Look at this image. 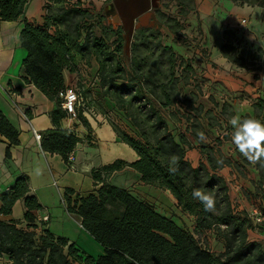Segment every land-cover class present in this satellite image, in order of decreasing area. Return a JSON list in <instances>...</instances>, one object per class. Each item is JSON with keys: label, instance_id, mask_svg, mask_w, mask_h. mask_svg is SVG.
Segmentation results:
<instances>
[{"label": "trees", "instance_id": "1", "mask_svg": "<svg viewBox=\"0 0 264 264\" xmlns=\"http://www.w3.org/2000/svg\"><path fill=\"white\" fill-rule=\"evenodd\" d=\"M28 1L0 0V20L21 18L19 40L26 49L22 60L25 79L56 103L50 112L53 127L42 131L41 148L60 154L67 162L68 154L80 141L74 128L60 124L66 116L59 96V91L67 87L62 71H75L81 61L89 65L90 58L95 57L97 83L76 89V116L88 125L82 108L95 106L107 98L114 103L110 108L117 119L116 124L112 123L114 130L134 150L136 158L131 162L117 158L92 168L90 175L94 184L99 185L88 194L72 198L73 189L67 187L62 195L67 212L77 216L81 226L102 245L101 254L93 257L67 237L55 235L46 227V219L37 223L32 210L38 209L40 203L28 193L27 175H20L8 189L0 192V257H5L8 264H264L260 242L247 236L249 229L264 227V221L255 223L250 212L232 210L227 180L219 172L230 164L220 145L223 140H231L232 127L229 124L219 127L222 133L209 138L206 125L199 118L203 105H194L193 98L181 97L178 87L181 75L190 72L197 77L195 67L172 45L162 41V28L175 35L181 28L180 20L157 8L153 25L134 29L130 56L125 63L122 61L123 29L106 25L102 15L93 11L91 2L83 7L81 0H45L43 21L36 23L23 15ZM249 1L239 0L257 4L264 11V0ZM222 34L219 50L228 62L247 70L262 68L261 46L252 49L244 45L243 37L231 28L224 29ZM92 86L98 92V99L87 97ZM186 102L190 103L191 110L185 106ZM251 106L253 115L244 113L240 117L254 118L264 124L263 94L256 96ZM231 107L228 101L220 105V114L226 121L235 114L232 109L227 113ZM205 112L208 128L215 127L208 120L212 118L208 116L210 110ZM174 116L180 119H177L176 132L169 128L167 121L176 122ZM201 131L207 142L199 141ZM0 134L8 140L7 158L9 146L18 142V131L1 110ZM191 144L200 154L196 165L186 156V148ZM173 156L179 157L174 174L168 171ZM125 165L135 169L143 182L169 191L181 209L194 216V232L202 234L212 230L222 238L223 250H210L199 240V235L159 213L152 201L139 199L129 188L106 180L110 173ZM255 167L259 182L264 183V168L259 164ZM260 188L263 203L258 207L264 216L263 185ZM194 189L214 196L215 213L205 212L192 199ZM17 199L23 200L24 226L10 218ZM38 226L40 230L36 232Z\"/></svg>", "mask_w": 264, "mask_h": 264}, {"label": "crops", "instance_id": "2", "mask_svg": "<svg viewBox=\"0 0 264 264\" xmlns=\"http://www.w3.org/2000/svg\"><path fill=\"white\" fill-rule=\"evenodd\" d=\"M44 4L45 0H43V7ZM44 11L42 16L46 13L45 7ZM24 16L28 20L41 23L38 22L37 16ZM110 16L122 26L118 15ZM20 21L21 18L15 21L0 20V36L4 41L0 49L5 47H11L12 49L10 61L0 60V110L18 131V142L9 146L10 156L7 158L5 157V150L8 140L0 134V192L8 189L18 176L27 175L29 186L28 193L34 195L40 203L38 209L32 210L35 214L36 222L40 224L44 221L43 216H47L46 227H48V223L51 220V214L48 211H53L56 208L61 210V208H63V206L59 204L58 199L62 191L64 193L67 187L72 188V198L77 195L84 196L88 194L99 185L94 184V180L90 175V170L92 168H97L117 158L126 162H131L136 158V153L132 148L129 149L130 147L128 148L125 142L120 140L118 134L114 130L112 123L116 124L117 119L115 118L113 110L110 109L114 103L107 98L99 101L95 106L82 108L83 115L86 117L88 125H85L77 116L70 117L67 113L66 116L61 118L60 124L62 127L74 128L77 135L81 137L80 141L75 144L70 152L73 157L72 160L66 162L60 154L41 148L40 143H37L34 139L32 129H35L41 134L42 131L53 127L50 112L56 108V103L48 98L33 83L25 79L26 73L24 72L22 60L26 56V49L20 44L19 40L20 30L23 26V22L21 21L22 25L20 27ZM174 49L178 53L182 51L176 48ZM262 49L264 51V46ZM218 53L221 54L219 49ZM219 56L220 55H218V57ZM220 58L227 64L230 63L226 58L222 56ZM205 66L206 71L204 69L203 72L210 77L208 82L221 78L228 84V88H233V90H236L235 88L243 90L246 87H244V84L247 81L252 82V84L249 83L248 85V87L251 88L250 90H253L256 96L262 94L264 96V76L260 77L259 74L261 72L253 75L250 73L242 75L240 72L242 73L241 70H245V68L241 69L231 64L230 66H234V73L229 74L225 72L228 77H220V75L216 73H211L212 69L208 62ZM97 68L98 63L95 57H91L89 65L81 61L75 71L63 69L62 74L65 86H69L72 81L79 84L84 83L86 86L89 84L96 85L98 78L95 73ZM259 70L264 71L263 68ZM84 85H81V87L83 88ZM94 88L96 89V87ZM97 95L98 92L94 91L93 88L87 93V97L93 99H98ZM241 106L243 107L236 116H240L244 113L253 115L251 103H242ZM203 124L205 125V123ZM209 129L217 131L215 127ZM217 135H219V132ZM220 149L230 158V164L222 167L219 172L227 180L231 208L234 212H251L254 205L258 206V204L263 203L260 187L262 185L264 187V183L259 182V172L255 166L250 164L235 150V146L230 139L223 140ZM186 156L193 165L198 163L200 154L194 144L186 148ZM106 180L111 184L115 183L114 185L129 188L130 192L139 199L152 201L156 205V209L159 213L171 217L178 226L190 230L196 236L194 232V216L184 212L178 205L177 199L169 191L156 185L143 182L139 178V173L132 167L125 165L121 169L110 173ZM157 201L165 202L167 208H164V206L157 203ZM50 208H53V210H50ZM23 212V200L17 199L12 205L10 218L19 220V225L24 226ZM60 212H62V210ZM19 213H21V216H19ZM175 214L180 217L175 218L178 220L174 219L176 216ZM77 220L81 225L78 217ZM39 230V226L35 228L36 232ZM87 234L88 233H82L81 230L77 232V236L80 237L83 235L90 243L91 249L93 248L98 252L101 249L99 253L101 254L103 248H100ZM247 236L250 240L259 241L264 250V227L249 229L247 231ZM65 237H67L69 241L75 242L71 240L69 236L66 235ZM204 237L208 240L206 246L210 250L216 252L223 250L222 238L212 233V230L202 233L200 240ZM76 245L78 244L76 243ZM89 251L92 253V250ZM0 263L8 264V261L5 257H0Z\"/></svg>", "mask_w": 264, "mask_h": 264}, {"label": "rangeland", "instance_id": "3", "mask_svg": "<svg viewBox=\"0 0 264 264\" xmlns=\"http://www.w3.org/2000/svg\"><path fill=\"white\" fill-rule=\"evenodd\" d=\"M111 1L113 2V0L96 1V3L92 4V8L94 12H98L100 15H102L103 22L106 25H111L113 28H117L121 25L112 16H110L111 14H107L105 11V7L107 6V4H109V2L112 3ZM248 2L250 3L249 0ZM155 3L156 6L152 7L150 11L147 12L148 20L146 19V21L142 19L141 22L144 25H151L152 23H155V20L152 19V15H155L154 11L157 8L165 11L167 15L176 17L180 20L181 28L175 35L172 33H167L169 31L165 27L162 28V41L165 44L172 45L178 50H182L181 53H177L180 55L182 54L184 60H191L192 64L194 65V74L197 77L191 76L190 72H188V74H185L183 72V75H181L182 80L179 81L178 87L180 88L181 97H188V99L193 98V102L195 101L194 105L198 103H201V105H203V110L199 115V118L201 119V121H204L205 125H207L208 122L205 118L206 116H204L206 115L205 109L210 110V114L208 116L211 115L212 118H209L208 120L216 125L215 129L217 131H214L212 129L210 130L209 128H207V126L206 131H208V137H215L218 132L219 134L222 133V131H219L222 130L219 127L227 126L229 121V119L227 121L224 120L223 115L220 114V105L224 101H228L229 103H231L232 107L227 110V113H229V110L231 111L232 109L236 113L233 116H236L238 113H240V109L243 107L241 106L242 103L250 104L251 101L256 97V95L255 92L253 90H250L251 88L248 87L249 83L252 84V82L247 81L244 84V87H246L243 90L237 88H235L236 90H233V88H228V84L221 78H217L211 80L212 82H208L210 77L203 72L206 67L205 64L208 62L210 64V68L212 69L211 73H216L217 75H220V77H228L225 72L229 74L234 73V66H230V63L227 64L226 62H224V60L220 58L222 55L218 53L219 46L223 41L222 32L226 28L233 29L237 36L243 37L246 41V44L244 45L251 46L252 49H256L258 46L263 47V7L257 4L250 5L246 3H240L239 0H155ZM44 12L43 0H29L25 7L23 15H30L32 17L33 15L37 16L38 22H42V15ZM141 22H139L138 19H135V27L140 26ZM19 25L21 27V21L19 22ZM121 28L123 29L122 26ZM123 31L124 44L122 61L127 63L130 56V43L134 30H132L131 36H129L127 30L123 29ZM3 44V38L0 36V47ZM11 55V47L0 49V60L10 61ZM218 55L220 56L218 57ZM262 68L264 70V67ZM243 70H241L242 73L240 72V74L242 75H245V73H250L251 75H253L261 72L259 74L260 77L264 76V71L259 69H253L250 71L246 69L244 71ZM240 84L243 85L242 83ZM70 85L80 90L82 89L81 85H84V83L79 84L75 81H72ZM84 87H86V85H84ZM188 104L190 103L186 102L185 106H187L189 110H191ZM178 116H174V119L176 120V122L174 121L175 123L170 119H167L168 126L173 132H176L175 129L178 126L177 122L178 120L180 121ZM220 124L222 125L218 126ZM127 145L128 144H126V146ZM127 147L129 148L130 146L128 145ZM129 149H131V147ZM56 185L58 186L57 183ZM62 195L63 191L60 198H58L59 204L63 206V208H61L62 212H60L61 210L57 208L54 210L53 208H50V210L53 211H48L51 214V220L48 223L50 231L56 235L69 236L71 240H74L81 247L82 250H84L91 256L96 257L101 252V249L99 252L93 248L91 249L90 243L83 236L84 234L80 237L77 236L78 230H81L82 233L88 232L83 227H81L75 215L67 212V210L65 209V202L61 200ZM157 203H160L164 206V208H167L165 202L157 201ZM253 208L259 207L257 205H254ZM19 216H21V213H19ZM176 216L174 217V219L180 218L179 216ZM87 235L90 236L91 239L95 241V243H97L100 248L102 247V245L91 234L88 233ZM198 235L201 236V233H196L197 237ZM200 241H202L204 245H206V242H208L205 237ZM89 250H92V253Z\"/></svg>", "mask_w": 264, "mask_h": 264}, {"label": "clouds", "instance_id": "4", "mask_svg": "<svg viewBox=\"0 0 264 264\" xmlns=\"http://www.w3.org/2000/svg\"><path fill=\"white\" fill-rule=\"evenodd\" d=\"M228 124L232 127L231 142L235 150L253 166L259 164L261 168H264V124L257 119H242L240 116H232ZM198 139L200 142H207L203 131L198 133ZM178 163L179 157H171L168 171L174 174ZM191 196L203 206L205 212L215 213L216 201L212 194L194 189Z\"/></svg>", "mask_w": 264, "mask_h": 264}, {"label": "water", "instance_id": "5", "mask_svg": "<svg viewBox=\"0 0 264 264\" xmlns=\"http://www.w3.org/2000/svg\"><path fill=\"white\" fill-rule=\"evenodd\" d=\"M108 5L115 8V12L118 13L123 29L127 30L129 36H131L132 30L136 28L134 25L135 19H138L139 22H141L142 19L148 20L147 12L150 11L152 7H155L156 3L155 0H113V2ZM141 25L144 24L141 22Z\"/></svg>", "mask_w": 264, "mask_h": 264}, {"label": "built area", "instance_id": "6", "mask_svg": "<svg viewBox=\"0 0 264 264\" xmlns=\"http://www.w3.org/2000/svg\"><path fill=\"white\" fill-rule=\"evenodd\" d=\"M81 5L84 7L88 5L89 2L91 4L96 3V1L100 0H81ZM59 96L61 98V107L66 111L67 115L70 117L76 116V103H77V91L74 86H67L63 90L59 91ZM32 133L34 135V139L37 141V143H40L41 141V134L38 133L35 129H32ZM72 154L70 153L68 155V161L72 160ZM63 200V198L61 199ZM64 201V200H63ZM250 215L253 218V221L255 223H259L264 221V216L259 208H253L250 212ZM43 219H47V216H43Z\"/></svg>", "mask_w": 264, "mask_h": 264}, {"label": "flooded vegetation", "instance_id": "7", "mask_svg": "<svg viewBox=\"0 0 264 264\" xmlns=\"http://www.w3.org/2000/svg\"><path fill=\"white\" fill-rule=\"evenodd\" d=\"M112 2V1H111ZM110 3V2H109ZM105 11H107V13L108 14H111V15H118V13L117 12H115V8L112 6H109L108 4H107V6L105 7ZM156 12V9H155V11H154V13ZM152 19H154V14L152 15ZM120 24V23H119ZM154 24V23H153ZM153 24H151V25H153Z\"/></svg>", "mask_w": 264, "mask_h": 264}]
</instances>
